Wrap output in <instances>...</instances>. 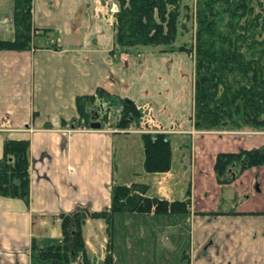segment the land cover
I'll use <instances>...</instances> for the list:
<instances>
[{"label":"crops","instance_id":"0c3cea01","mask_svg":"<svg viewBox=\"0 0 264 264\" xmlns=\"http://www.w3.org/2000/svg\"><path fill=\"white\" fill-rule=\"evenodd\" d=\"M12 5L0 0V40L13 39ZM116 10L113 0H30L29 48L0 50V158L13 139L27 142L28 160L27 200L0 196V264H35L32 246L60 240L59 213L107 209L111 187L132 183L148 196L188 198V213L116 215L112 264H178L182 242L188 264H264V166L230 169L228 183L212 171L217 153L259 148L264 135L196 133L185 57L112 54ZM83 96H95L85 118L76 109ZM109 97L140 110L136 131L115 128ZM146 133L169 143L164 172L144 170ZM99 222L86 220L82 233L89 264L102 256Z\"/></svg>","mask_w":264,"mask_h":264},{"label":"trees","instance_id":"16d2710c","mask_svg":"<svg viewBox=\"0 0 264 264\" xmlns=\"http://www.w3.org/2000/svg\"><path fill=\"white\" fill-rule=\"evenodd\" d=\"M112 54H137L138 47H156L162 52H185L194 60L192 122L195 128H241L264 130V0H113ZM183 3V4H182ZM182 11V12H181ZM14 36L0 40V50H23L30 46L35 30L30 21V0H13L11 15ZM192 26V27H191ZM191 41L176 43L188 28ZM97 97L105 96L97 89ZM95 96L78 97L76 109L85 118V106ZM112 97H109V104ZM120 114L116 127L125 128L137 122L140 110L132 101L119 99ZM224 123V125H223ZM143 167L148 172H162L169 166V143L163 134H142ZM264 165L261 148L219 152L213 162L218 183H228L230 169ZM27 142L7 139L0 158V196H28ZM188 199L166 200L148 196L146 186L139 183L114 185L110 189L107 209L85 212L75 209L59 213L60 240L37 248L38 260L50 264H75L77 256L85 264V245L81 224L86 216L102 219L109 234L114 214H187ZM111 252L104 258L111 264ZM178 264H188L183 253Z\"/></svg>","mask_w":264,"mask_h":264},{"label":"rangeland","instance_id":"374dc122","mask_svg":"<svg viewBox=\"0 0 264 264\" xmlns=\"http://www.w3.org/2000/svg\"><path fill=\"white\" fill-rule=\"evenodd\" d=\"M182 2L183 3H193V0H182ZM182 3V4H183ZM182 12V11H181ZM12 15V14H11ZM11 19V18H10ZM12 21V20H11ZM192 27V26H191ZM191 27H189L188 28V30H187V32H185V34L183 35V37L182 38H179L178 40H177V44L178 43H181V42H183V41H185L187 44L191 41V35H192V32H193V29L191 28ZM135 51H137V54H146V53H148V52H152V53H154V52H160V50L158 49V48H156V47H149V46H144V47H138V49L137 50H135ZM178 52H181V51H178ZM164 53H167V52H164ZM172 53H176L177 55H182L183 57H185V59L186 60H184L183 59V61H186L187 62V67H189V69L188 70H186V74H187V76H189V77H191L192 79H193V63H194V60H193V58L191 57V56H189V55H187L185 52H182V53H177V52H172ZM129 54H134V55H136V53L132 50V52H130ZM183 69H185L184 67H183ZM184 71V70H183ZM191 84H192V95H193V80L190 82ZM114 103H115V101H113V100H111V103L109 104V112H108V115H109V120H111L112 119V117H113V115L115 114L116 115V118H117V116L119 117V114H120V105L118 106V104H120L119 102L116 104L115 103V105H114ZM116 106V107H115ZM115 107V108H114ZM192 111H193V107L191 106V115H190V120L192 119L191 117H192ZM192 121V120H191ZM135 123H137V122H135L134 120H132L131 121V124H129L127 127H125V128H119V129H122V130H132V131H136V129H133L134 127H136V125H135ZM192 124H193V122H192ZM130 127H132V128H130ZM193 127H194V130L196 131V133L198 132V133H202V134H207V133H210V134H212V133H220V134H222V133H232L233 135L234 134H236V135H242V136H248V135H256V134H263L264 135V130H260V129H252V128H250V127H241V128H232V127H225V128H212V129H203V128H195V126L193 125ZM115 128H118V127H116L115 126ZM223 130H225V131H223ZM218 131H220V132H218ZM223 131V132H222ZM228 131V132H227ZM231 131V132H230ZM263 146V145H262ZM261 146V147H262ZM261 147H259V148H261ZM260 166H264V165H259V166H254V167H250V169L251 168H257V167H260ZM247 169H249V168H247ZM212 171H213V168H212ZM162 172H164V171H162ZM157 173H161V172H157ZM214 173V172H213ZM238 174V173H237ZM236 174V175H237ZM214 177H215V174H214ZM216 179V178H215ZM188 199V198H187ZM237 200L239 201H242L243 202V200H244V197H243V195H240L238 198H237ZM172 201V200H171ZM188 205H189V203H188ZM78 209H80V210H84L85 212H87L88 213V211L86 210V209H84V208H78ZM116 215H119V214H114V216H113V224H112V227H111V238H112V240H111V248L109 249V247H108V245H107V243H108V240H109V234H108V231H107V228H106V223L102 220V219H96V218H92V217H88V216H86V218H85V220H84V222L81 224V230H80V232H81V236H83L82 235V233H85L86 234V232H88L89 233V229L87 228V225L85 224V222H86V220H92V221H100L99 223H102V224H100L101 226H99V228H102L101 229V231H102V233H103V236H105L106 238L104 239V243H103V245H101L102 246V256H101V259H100V261L98 260V262H96V264H105V262H104V258L106 257V254L107 253H109V251L112 253V251L115 249V247H114V240H113V237H114V235H115V231H118V227H117V222H116V220H115V216ZM120 215H123V214H120ZM124 215H142V214H124ZM147 215H154V214H151V213H149V214H145V215H142V216H147ZM156 216H160V217H163V216H165V215H161V214H155ZM167 215H173L174 217L176 216H178L179 214H167ZM180 215H185V214H180ZM208 215V214H207ZM58 222H59V219H58ZM93 225V224H92ZM184 228V227H183ZM94 229V228H93ZM173 229V228H172ZM95 231V230H94ZM182 232L185 234V232L184 231H180L179 233L180 234H182ZM178 233V235H180ZM98 240V239H97ZM84 241V240H83ZM95 242H97L96 240H94ZM181 242V241H180ZM97 244V246H98V243H96ZM96 244H94V246L93 247H95L96 246ZM160 244H161V246H165V247H168V246H170L169 245V243H167V240L165 239V238H162V239H160ZM84 245H85V243H84ZM184 245L185 244H183V242H182V247H181V249L179 250V254H178V256H179V261H178V263L180 262V260H181V257L183 256V253H185L184 252V250H185V248H183L184 247ZM86 246V245H85ZM171 247V246H170ZM37 248H41V247H36V246H32V248H31V250H32V253H33V258H34V262H35V264H50V262H48V261H45V260H42V261H40V260H38L37 259V257H36V250H37ZM95 249H98V248H94V251H96ZM90 254V253H89ZM187 255V254H186ZM112 256V255H111ZM85 260H86V262H85V264H89V260H90V257H89V255H88V253L86 252V247H85ZM162 260L163 259H159V264H162ZM82 258L80 257V256H77L76 258H75V260H74V262H75V264H81L82 262ZM172 261V260H171ZM112 262H113V260H112V258H111V264H112Z\"/></svg>","mask_w":264,"mask_h":264},{"label":"water","instance_id":"95a60500","mask_svg":"<svg viewBox=\"0 0 264 264\" xmlns=\"http://www.w3.org/2000/svg\"><path fill=\"white\" fill-rule=\"evenodd\" d=\"M123 100H124V101H129L127 98H124ZM223 125H224V123H223ZM89 126H90V127H95V128H96V127H99V123H97V122H95V123H90Z\"/></svg>","mask_w":264,"mask_h":264}]
</instances>
